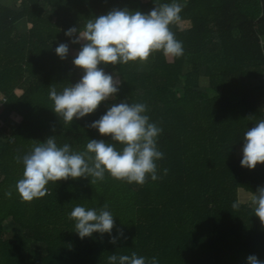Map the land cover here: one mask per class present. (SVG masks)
<instances>
[{"label": "trees", "instance_id": "1", "mask_svg": "<svg viewBox=\"0 0 264 264\" xmlns=\"http://www.w3.org/2000/svg\"><path fill=\"white\" fill-rule=\"evenodd\" d=\"M0 0V264H108L110 255L136 252L159 264H246L264 260V226L239 201L264 186V164L240 166L244 133L264 119V0H178L181 21L171 25L184 54L153 53L145 62L100 65L121 81L114 98L82 119L64 123L49 91L74 85L82 72L64 32L80 31L112 9L147 13L172 0ZM25 24L26 31L18 26ZM67 43V58L54 52ZM205 80L206 84H202ZM144 103L164 158L157 181L143 185L111 178L49 183L48 193L24 202L16 190L24 165L18 157L54 136L84 152L89 139L114 143L89 127L114 103ZM17 117L20 122L11 124ZM167 169L165 175L163 170ZM11 193V195H7ZM76 205L107 206L115 244L107 234L80 239L70 212ZM11 220L20 235L8 232Z\"/></svg>", "mask_w": 264, "mask_h": 264}, {"label": "clouds", "instance_id": "2", "mask_svg": "<svg viewBox=\"0 0 264 264\" xmlns=\"http://www.w3.org/2000/svg\"><path fill=\"white\" fill-rule=\"evenodd\" d=\"M183 4L178 0L155 6L149 12L112 9L106 14L89 20L84 29L70 27L64 35L80 48L72 64L82 72L74 84L57 92L49 91L53 102L52 111L64 123L94 113L102 102L114 98L120 90L121 81L114 74L107 73L100 65H120L129 62H145L155 52L166 57L178 58L184 54L181 41L177 40L171 25L181 21ZM55 55L64 60L69 53L67 43H59ZM144 103H114L105 113L91 122L100 136L110 137L114 143L89 139L84 152H75L69 144L58 146L54 136L35 145L32 151L18 157L24 165L22 178L16 183V190L24 202L40 199L47 195L50 182L68 179H92L103 181L107 173L111 178L143 185L147 180L157 181V161L164 158L158 150L157 139L162 129L150 122ZM240 166L249 170L264 164V119L248 129L243 136ZM167 169L163 172L166 175ZM11 195V193H7ZM249 203L254 215L264 226V186L252 192ZM241 201H235L233 208H239ZM75 222V232L80 239L90 238L93 233L107 234L109 242L115 244L123 236L118 231L114 236V215L107 206L90 208L76 205L70 212ZM108 264H159L157 257L147 260L136 252L124 255H110ZM246 264H264L255 255L246 258Z\"/></svg>", "mask_w": 264, "mask_h": 264}, {"label": "rangeland", "instance_id": "3", "mask_svg": "<svg viewBox=\"0 0 264 264\" xmlns=\"http://www.w3.org/2000/svg\"><path fill=\"white\" fill-rule=\"evenodd\" d=\"M2 3L4 5L10 7L11 9L20 10L19 4L18 3H14L11 0H3ZM18 30L20 32L26 31L25 24H20L18 26ZM71 45H72V47H74L76 49L79 48V46H80L78 44H72V43H71ZM168 58L170 60V57H168ZM202 84L203 85L206 84L205 80H202ZM19 122H20V119L17 118V117H14V118L11 119V124L12 125H16ZM249 198H250V194L244 192L243 190H239V201H241V203H246V204H249L250 205ZM4 227L6 228V230L8 232H11L14 235H20V233H21L19 227L16 224H14L11 220H6L4 222Z\"/></svg>", "mask_w": 264, "mask_h": 264}, {"label": "built area", "instance_id": "4", "mask_svg": "<svg viewBox=\"0 0 264 264\" xmlns=\"http://www.w3.org/2000/svg\"><path fill=\"white\" fill-rule=\"evenodd\" d=\"M7 99L5 97H0V113L2 112V110L5 107Z\"/></svg>", "mask_w": 264, "mask_h": 264}]
</instances>
